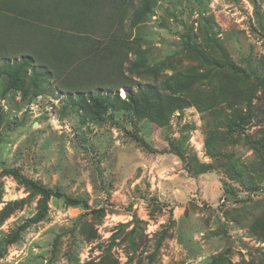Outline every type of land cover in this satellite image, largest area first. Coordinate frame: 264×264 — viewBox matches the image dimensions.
<instances>
[{
	"label": "rangeland",
	"instance_id": "1",
	"mask_svg": "<svg viewBox=\"0 0 264 264\" xmlns=\"http://www.w3.org/2000/svg\"><path fill=\"white\" fill-rule=\"evenodd\" d=\"M150 4L132 27L109 0H0V264H264L249 141L264 130V0ZM65 43L79 55L59 70L48 49ZM23 59L25 94L7 73ZM232 65L249 76L228 81ZM179 75L193 76L186 107L114 102L172 93Z\"/></svg>",
	"mask_w": 264,
	"mask_h": 264
},
{
	"label": "trees",
	"instance_id": "2",
	"mask_svg": "<svg viewBox=\"0 0 264 264\" xmlns=\"http://www.w3.org/2000/svg\"><path fill=\"white\" fill-rule=\"evenodd\" d=\"M112 4H114V7L117 6L118 8L125 9L127 11L128 9H131V17H130V23L132 27H135L138 23H140L146 13L149 12L151 8L150 1L151 0H142L140 4L134 5L133 2H126V0H109ZM41 19V18H40ZM121 30V29H118ZM112 39L123 42L124 36L122 32L115 31L112 33ZM66 46L55 45L51 46L49 50L50 58L52 62L55 64V68L59 70H65L66 66L69 67L71 64H75L76 62L74 59L78 58L79 54H76V52H73V47L70 44H66ZM82 52V51H81ZM79 51V53H81ZM25 65L30 66V62L26 59L21 60L20 62H13L11 64L10 68L7 69V73L10 78L9 82V88H14L17 90H21L23 94L26 93V90L24 89V83L23 79L20 75V70L24 68ZM141 64L135 65V68L133 70L139 69ZM231 73L232 75L229 77L228 81L230 82H236L238 77H248L249 74L245 69L238 68L234 65L231 67ZM261 69H254L251 71L252 77L258 81L259 83L264 84V75L261 74ZM42 75L41 72L34 71V74ZM43 76V75H42ZM193 76L189 75H179L176 78V85L177 87H173L171 85H168V88L172 90V93H163L157 86L154 84H146L142 86L141 88H138L136 92H133L131 90H128L127 96L125 98H122L119 94V92H116L114 94V102H130V105L133 106L138 112L150 114L154 110H161L162 107L164 109L169 110V112L174 111L176 109H180L183 107H186L191 104L189 98L181 95H176L177 88L180 91L185 90L188 88L192 83ZM197 79H201V76ZM255 84H253L254 87ZM39 86V84H38ZM229 90L231 93H237L235 86H229ZM252 89H250L251 92ZM240 92L238 91V95ZM104 96V95H103ZM256 98V96H255ZM111 101V98L109 96H105L102 98H94V107L96 109L97 114L103 113L107 110L108 107V101ZM251 96L248 97L247 101L250 103ZM251 106L249 107L250 110ZM262 119L264 121V106H263V112H262ZM262 136L260 139H252L250 138L249 141L253 144V148L259 153L261 164L260 167L264 171V130L261 132ZM238 170V175L240 178V182L246 189L249 191H256L258 189V184L256 179L253 177V173L250 171H247L246 168V175L243 176V171L240 169ZM77 203V202H76Z\"/></svg>",
	"mask_w": 264,
	"mask_h": 264
}]
</instances>
